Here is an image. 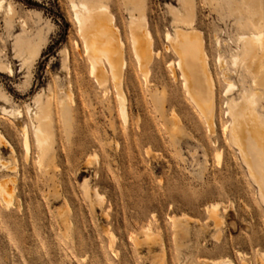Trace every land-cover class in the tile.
Here are the masks:
<instances>
[{
  "label": "rangeland",
  "instance_id": "374dc122",
  "mask_svg": "<svg viewBox=\"0 0 264 264\" xmlns=\"http://www.w3.org/2000/svg\"><path fill=\"white\" fill-rule=\"evenodd\" d=\"M81 1L4 0L0 9V63L13 69L12 76L0 72L7 97L0 99V131L14 147L12 154L0 146V186L9 182L16 196L6 204L0 192V264H260L264 202L223 125L230 121L227 102L253 90L264 117V71L254 84L255 74L233 63L240 36L255 30L258 17L264 32V0H257L260 11L249 0H194V26L185 33L209 55L213 128L189 88L197 84L184 86L172 48L183 32L171 13L183 14L180 0H144L142 9L127 0H86L107 7L122 41L121 81L104 60L102 84L79 34L74 4ZM133 15L144 17L154 50L143 67L132 45ZM18 36L42 45L29 76L16 57ZM227 80L236 88L225 97ZM38 94L50 99L52 115L53 144L42 164L29 123ZM95 187L102 206L91 194ZM214 201L222 203L216 217ZM148 225L155 243L145 241Z\"/></svg>",
  "mask_w": 264,
  "mask_h": 264
},
{
  "label": "bare ground",
  "instance_id": "6f19581e",
  "mask_svg": "<svg viewBox=\"0 0 264 264\" xmlns=\"http://www.w3.org/2000/svg\"><path fill=\"white\" fill-rule=\"evenodd\" d=\"M127 1L133 6L134 9H142L145 7L144 0ZM180 1L182 3L183 14L176 12L175 10H171V13L174 15L173 21H175L176 24H180L182 26L181 29L183 32L180 34L178 40L172 43V48L178 55L177 67L183 79L184 86L188 88V84H197L195 85V88H189L192 91V94L196 95L198 97L197 99L200 100L199 102H201V106L203 107V111L201 112L206 118L209 126L213 128L215 125V102L212 101L209 90L210 87L209 85L207 86V83L209 84L210 82L214 89L215 81L209 67V55L206 49L202 51L201 45L197 40L194 39L192 41V39L185 33L186 31L191 30L192 26H194V0ZM249 1L252 4L256 3L255 8L259 10L257 0ZM3 3L4 0L0 1V9L3 6ZM74 9L75 17L79 24V34L83 40L84 51L91 61V68L93 69L92 74H96L94 75L95 77L97 76L96 78L99 80V83L102 84L105 82L108 76V74L106 75L107 71L105 72L106 69L103 62L105 60L109 65L114 81H116V83H120L122 69L125 66V62L122 55V41L119 38V30L118 27L114 25L115 17L108 13L106 6L95 5L93 3H89L86 0L79 2L77 5L74 4ZM8 11L10 14L13 12L10 5L8 7ZM143 20L144 17L142 16H131V22L133 25H135L131 27V36L133 41L132 45L134 47L133 50L135 51L134 53L136 54V58L139 60L142 67L151 59L154 53L152 44L150 42L149 32H144L145 30L143 31L141 28V22ZM261 21V17L256 18L252 24L255 30L250 31L249 34L240 36L238 40L240 46L233 57L234 65L243 63L248 71L255 74L254 84L258 80L256 75L259 72L264 71V32L260 25ZM136 25H139V27H136ZM142 36L144 39L141 38ZM166 40L171 41V36L169 34L166 35ZM15 45L18 52L16 57L21 62L22 69L26 70V73L29 76L30 68L41 54L42 45L39 42L33 43L30 40L24 39L22 36H18L16 38ZM200 52L204 57V64L207 65V68H204L203 62L200 61V57H202ZM218 61L222 63V66H226V62L222 61L221 56L218 57ZM0 72L7 73L9 76L13 75L12 67L3 63H0ZM234 87L236 88L235 84L232 81L227 80L226 87L223 91L224 96L228 97V94ZM118 96V103L120 106L119 109L124 121L126 122L128 118V111H126L125 105L127 104H125V101L127 100L120 89L118 90ZM256 97L257 92L253 90L249 95L243 94L239 101L231 99L230 102H227L226 115L230 117V121L223 125V129L225 132L228 130L231 140L237 146L244 163L247 165L250 174L258 185L261 199L264 202V117L261 116L256 109ZM0 99L7 100V97L1 91ZM49 101L50 99L48 98V100L44 103L42 100V94L36 95L33 101L36 105V111L29 118V123L33 128L34 138L38 147V161L41 164L49 155V151L53 144L50 127L52 115ZM28 111L30 112L31 110L29 109ZM23 135L24 147L27 153L26 156H28L31 149L29 143L28 123L25 124ZM1 145L9 147L11 153H14V147L2 134V131H0V146ZM8 183L5 181L0 186L1 197L6 204H9L16 199L14 190L7 185ZM86 193L90 195L89 190H86ZM91 194L94 196L97 204L102 206L104 202V196L101 194L99 189L95 187ZM221 205L222 203L218 201H214L209 205V209L213 217H216L217 210L219 209V206L221 207ZM173 221L174 226L178 227V223L175 220ZM142 228L145 241L149 243H155L153 240L155 236L152 227L148 225ZM110 234L113 235V233ZM112 235L111 245L109 244L111 248L113 246V236H115ZM227 263L234 264L232 260H229L228 258L226 264ZM158 264H165L164 260L162 261L160 259ZM241 264L251 263L242 260ZM260 264H264V261H262Z\"/></svg>",
  "mask_w": 264,
  "mask_h": 264
}]
</instances>
